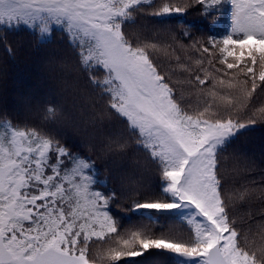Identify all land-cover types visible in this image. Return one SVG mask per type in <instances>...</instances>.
<instances>
[{
    "label": "snow or ice",
    "instance_id": "snow-or-ice-1",
    "mask_svg": "<svg viewBox=\"0 0 264 264\" xmlns=\"http://www.w3.org/2000/svg\"><path fill=\"white\" fill-rule=\"evenodd\" d=\"M150 2L0 0V26L6 32L26 26L41 41L52 36L54 26L65 33L82 65L85 87L101 101L90 113L92 126L114 119L122 125L105 135L102 151L120 159L145 152L162 182L157 192L134 172H123L117 187L95 190L90 157L42 126L20 128L5 120L0 124V264H90V242L105 236L116 241L108 250L111 261L155 249L163 251L148 254L175 255L176 264H264V230L258 243L250 241L234 219V207L257 190L230 184L219 162L220 151L237 134L264 123V107L254 108V93L264 94V0L152 5V16L177 17L186 25L179 36L166 32L187 56L185 62L176 56L179 69L196 73L183 81H174L171 69L155 56L157 44L134 43L122 28ZM225 5L230 6V32L220 39L196 38V25L185 14L195 9L211 29ZM185 83L204 97L202 104L187 103ZM61 116L62 109L51 106L43 120L54 124ZM258 194L264 197V187ZM126 200L131 201L127 211L152 220L175 217L192 229L160 235L147 227L121 231L112 213Z\"/></svg>",
    "mask_w": 264,
    "mask_h": 264
},
{
    "label": "trees",
    "instance_id": "trees-1",
    "mask_svg": "<svg viewBox=\"0 0 264 264\" xmlns=\"http://www.w3.org/2000/svg\"><path fill=\"white\" fill-rule=\"evenodd\" d=\"M160 3L161 0H151L143 6V13L134 15L122 28L126 37L134 43L139 40L146 44H157L159 51L155 56L171 69L174 81H183L196 73H184L179 69L176 56H180V62L187 61V56L176 49L166 32L171 29L179 36L186 25L177 17L152 16V5L158 7ZM185 15L187 21L196 25L192 29L193 35L203 41L212 37L220 39L230 32L229 5H225L216 17L219 22L211 29L202 22L200 13L195 9ZM80 67L82 65H77L65 33L59 27L54 26L52 36L41 41L38 33L26 26L7 32L0 26V124L8 120L20 128L42 126L45 131L60 138L62 143L68 144L74 152L90 157L95 165L90 170L96 181L95 190L105 191L117 187L116 177L119 174L134 172L135 179L147 184L150 190L159 192L162 183L160 175L155 165L145 160V152L137 151L132 158L120 159L105 155L102 151L105 135L114 127L122 128V125L114 119L112 124L92 126L90 113L94 111L93 106L99 105L101 101L85 87ZM205 67L210 66L205 64ZM181 87L188 104L195 107L203 103L204 97L193 86L185 83ZM56 105L62 109L61 118L54 124L44 121L45 108ZM260 107H264V94H260L257 89L254 93V108ZM219 162L230 184L237 188L246 185L257 190L253 198L246 203L239 202L234 207V219L241 234H247L250 241L258 243L264 230V197L258 194L259 189L264 187V123H257L242 135L237 134L220 151ZM128 203L131 201H124L112 213L119 220L121 231L147 227L160 235L187 234L192 229L187 221L175 217L157 216L152 220L135 211H127ZM115 244L116 241L109 240L108 236L95 244L90 242V264H124L129 259L140 260L143 264H176L175 255L148 254L163 251L155 249L148 250L142 257H122L120 261H111L108 250Z\"/></svg>",
    "mask_w": 264,
    "mask_h": 264
}]
</instances>
